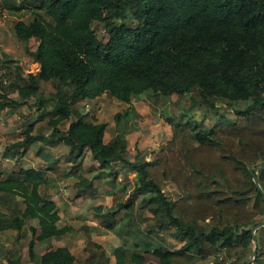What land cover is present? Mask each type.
<instances>
[{"label": "trees", "instance_id": "1", "mask_svg": "<svg viewBox=\"0 0 264 264\" xmlns=\"http://www.w3.org/2000/svg\"><path fill=\"white\" fill-rule=\"evenodd\" d=\"M40 13L30 22L14 25L18 39L38 42L34 57L40 69L16 74L20 100L0 107L27 106L50 116L52 136H59L76 160L90 153L101 168L120 162L137 174L134 195H146V205L161 227H172L180 251L164 248L138 253L126 247L115 251L114 264H193L220 248L252 242L257 218L264 217V195L256 187L251 167L264 163V0H32ZM102 23L108 43L99 40L94 25ZM54 83L56 92L42 97L41 83ZM188 96L194 107L217 109L219 104L249 103L233 125L212 129H172V139L155 162L126 159L128 141L115 136L105 142L107 124L89 121L75 106L109 95L130 104L135 96ZM52 102V107H51ZM70 122L65 130L61 127ZM29 123L25 137L12 149L27 150L42 142ZM22 156V154H20ZM264 191V170L258 173ZM46 178L34 169L0 173V200L20 198V216L9 220L0 210V232H20L27 219L38 222L29 255L36 242L60 238L72 231L60 227L54 201L41 192ZM175 185L181 196L166 192ZM121 199V200H119ZM124 193L113 205L125 214ZM119 201V202H118ZM117 217V212L110 215ZM105 218V217H104ZM108 223V222H107ZM114 229L116 222L103 223ZM86 264H112L107 250L88 234ZM261 256V255H260ZM264 262V255L261 256ZM155 259L156 262H151ZM67 247L49 249L41 264H76ZM2 264H22L10 259Z\"/></svg>", "mask_w": 264, "mask_h": 264}, {"label": "rangeland", "instance_id": "2", "mask_svg": "<svg viewBox=\"0 0 264 264\" xmlns=\"http://www.w3.org/2000/svg\"><path fill=\"white\" fill-rule=\"evenodd\" d=\"M32 0H0V91L6 95V101H18L16 91L18 77H26L38 71V63L34 53L38 42L34 39L26 42L17 38L14 25L19 21L30 22L37 12L30 4ZM40 13V12H37ZM94 30L103 43H108L109 35L102 23L94 25ZM54 83H41V96L48 98L55 93ZM36 100L32 99L27 105L30 112L23 113V108L14 109L10 106L0 107V168L6 174L14 168V160L18 159L26 168H39L45 163L55 162L57 157L64 161V156L70 155L68 148L61 144L58 137H51L48 125L50 116L38 120L40 110L30 107ZM52 107V102H51ZM249 103L219 104L217 109L204 106L194 107L189 97L172 95L168 97L155 96L145 93L135 96L130 104L123 103L109 95L96 100H86L75 106L89 121L107 124L106 139L120 136L128 141L126 159L129 162H155L161 149L172 139V129L189 130L195 134L201 129H212L219 124L233 125L241 120L236 114L243 111ZM29 123H35L36 135L45 137L44 143L34 144L26 155L18 157L20 149L8 151L25 137ZM70 122L62 125L65 130ZM44 144V145H43ZM51 147L52 149H50ZM14 155V156H12ZM87 164L92 168L67 169L54 174H48L46 191L53 195L57 204L62 225L72 231L60 238L44 242H36L35 260L29 255V244L34 239L32 229H38V222L27 219L22 231L13 230L0 232V264L10 259H19L22 264H41V256L49 249L67 247L76 257V264H86L88 259V234L96 242L102 244L114 259L116 248H126L139 251L166 249L180 251L183 244L173 237L172 227H161L160 219L154 218L146 205L147 196L134 195L137 174L126 164L117 162L111 168H100L97 160L87 158ZM69 156L65 161L68 162ZM259 163L251 167L253 171ZM55 171V170H54ZM57 173V174H56ZM69 173V174H68ZM78 188L83 193L79 198H70L72 189ZM165 192L174 200L181 196L177 187L169 185ZM124 193L127 201L124 204H134V209L125 214L113 205L115 195ZM63 195V198L61 197ZM121 200V199H119ZM119 202V201H118ZM25 206L20 198L0 200V210L11 221L20 216ZM99 209H101L99 211ZM113 212L117 217L113 218ZM105 217V218H104ZM116 222V227L107 229L103 223ZM108 222V223H107ZM264 223V217H258L256 226ZM254 226V227H256ZM253 227V228H254ZM258 252L254 256L256 243L246 246L242 241L231 246L220 248L214 256L206 259L194 255L193 264H264L260 262L264 255V227L256 232ZM142 250H137L135 245ZM261 255V256H260ZM151 262H156L151 259Z\"/></svg>", "mask_w": 264, "mask_h": 264}, {"label": "crops", "instance_id": "3", "mask_svg": "<svg viewBox=\"0 0 264 264\" xmlns=\"http://www.w3.org/2000/svg\"><path fill=\"white\" fill-rule=\"evenodd\" d=\"M30 112L31 113V111H29L28 109H27V106H24L23 107V113H24V115H26V112ZM51 132H52V130H51ZM51 132H50V136L51 137H58L59 138V136H52V134H51ZM36 133V128L34 129V135H36L35 134ZM106 134H107V131H106ZM40 136V135H39ZM42 136V135H41ZM44 137V136H43ZM105 137H106V135H105ZM112 138H110V139H106L105 138V142H109L110 140H111ZM22 140V139H21ZM59 140H60V138H59ZM44 141H45V137H44V140L42 141V142H39V143H36V144H41V143H44ZM60 142H61V144L62 145H64L65 146V144L60 140ZM45 144V143H44ZM43 144V145H44ZM34 145V144H33ZM32 146V145H31ZM30 146V147H31ZM29 147V148H30ZM66 148H68L67 146H65ZM50 149H52L51 147H49ZM18 150V149H17ZM21 151H19L20 153H14V155H18V157H23L24 155H26V153H27V151H28V149L27 150H24V149H20ZM69 150V149H68ZM70 153V152H69ZM20 154H22V156L20 155ZM14 155H12V156H14ZM69 156V160H68V162L67 161H65L66 159H67V157ZM68 156H64L63 158H64V161L63 160H61V159H58V157H57V159H56V161L55 162H52L53 164H50L49 162H47V163H45V166H41V167H39V168H35V167H31V168H26L24 165H22V163H20V161L18 160V159H16V160H14V162H15V164H14V168L10 171V173L9 174H12V173H16V172H19L21 169H34L35 171H37V172H39L43 177H45L46 178V180H47V177H49V176H47L48 174H54V172H60L61 170H67V169H70V170H77V169H79V168H83L84 169V167H86L87 168V161H88V157H90L91 156V154L88 152V153H86L85 154V156L83 157V158H81V159H78V160H76L75 159V157L74 156H72V155H68ZM91 158L93 159V157L91 156ZM94 160V159H93ZM98 162V161H97ZM87 164V165H86ZM99 164V163H98ZM89 166V165H88ZM113 166V165H112ZM111 166V167H112ZM111 167H106V168H104V169H107V168H111ZM89 168H92V165H90L89 166ZM101 168V167H100ZM55 170V171H54ZM0 173H3V175L6 177V176H8L9 174H6V172L3 170V168L1 167L0 168ZM57 174V173H56ZM69 174V173H68ZM47 187H46V184L42 187V189H41V192H42V194L44 195V196H46V197H48L49 199H51L52 201H54L55 202V200L53 199V195L51 194V193H49V192H47L45 189H46ZM80 189H78V188H76V190L73 188L72 190H71V193H70V198H76V199H80L79 197L83 194V193H81L80 191H79ZM63 195L64 194H61V197L63 198ZM56 203V202H55ZM57 205V204H56ZM58 207V206H57ZM101 209H99V211H100ZM60 215V214H59ZM60 218H61V216H60ZM60 225H62V219L60 220V223H59V226ZM103 225V224H102ZM65 226V225H64ZM63 226V227H64ZM61 227V226H60ZM105 227V226H104ZM116 227V226H115ZM106 228V227H105ZM111 230V229H110ZM96 242V241H95ZM97 243H99V242H97ZM100 244V243H99ZM102 245V244H101ZM103 246V245H102ZM61 247H63V246H61ZM104 247V246H103ZM122 247H125V246H122ZM135 247H136V249L137 250H142L140 247V245H138V244H136L135 245ZM105 248V247H104ZM119 248V247H118ZM106 249V248H105ZM117 249V248H116ZM129 249V248H128ZM107 250V249H106ZM132 250V249H131ZM71 251V250H70ZM116 251V250H115ZM132 251H135V250H132ZM108 252V251H107ZM135 252H138V253H141V252H139V251H135ZM142 252H145V250L143 249L142 250ZM109 255V254H108ZM110 256V255H109ZM110 258H111V256H110ZM111 260H112V264H114L115 263V253H114V259L113 258H111Z\"/></svg>", "mask_w": 264, "mask_h": 264}, {"label": "water", "instance_id": "4", "mask_svg": "<svg viewBox=\"0 0 264 264\" xmlns=\"http://www.w3.org/2000/svg\"><path fill=\"white\" fill-rule=\"evenodd\" d=\"M40 69V64L38 66V70ZM264 170V163L259 165L258 167H256L254 170H253V179H254V182H255V185L256 187L259 189V191L264 195V191L261 189V186H260V183H259V180H258V173L260 171ZM264 227V223L254 227L252 229V240L256 243V246H255V250H254V253L253 255L256 256L257 255V252H258V244H257V238H256V232L260 229V228H263ZM254 260V258H252L249 263L247 264H251L252 261Z\"/></svg>", "mask_w": 264, "mask_h": 264}]
</instances>
